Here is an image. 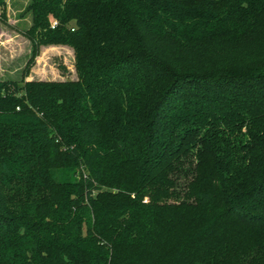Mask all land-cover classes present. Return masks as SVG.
Masks as SVG:
<instances>
[{
	"label": "trees",
	"instance_id": "16d2710c",
	"mask_svg": "<svg viewBox=\"0 0 264 264\" xmlns=\"http://www.w3.org/2000/svg\"><path fill=\"white\" fill-rule=\"evenodd\" d=\"M27 11L23 76L0 79V264H264V0ZM50 45L76 79H27Z\"/></svg>",
	"mask_w": 264,
	"mask_h": 264
},
{
	"label": "rangeland",
	"instance_id": "374dc122",
	"mask_svg": "<svg viewBox=\"0 0 264 264\" xmlns=\"http://www.w3.org/2000/svg\"><path fill=\"white\" fill-rule=\"evenodd\" d=\"M31 0H6L7 23L0 25V79L20 80L31 54V42L24 32L32 24L27 7ZM60 65L66 66L62 72ZM74 52L64 45L41 48L40 55L27 79L71 80L76 79Z\"/></svg>",
	"mask_w": 264,
	"mask_h": 264
},
{
	"label": "built area",
	"instance_id": "2783aa9c",
	"mask_svg": "<svg viewBox=\"0 0 264 264\" xmlns=\"http://www.w3.org/2000/svg\"><path fill=\"white\" fill-rule=\"evenodd\" d=\"M57 24H58V21H57V20H54V21L52 22V27L54 28Z\"/></svg>",
	"mask_w": 264,
	"mask_h": 264
}]
</instances>
